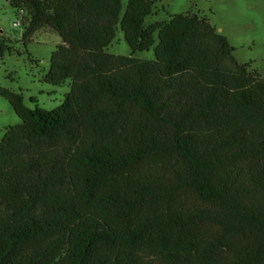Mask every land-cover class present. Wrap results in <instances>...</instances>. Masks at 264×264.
Returning a JSON list of instances; mask_svg holds the SVG:
<instances>
[{
    "label": "trees",
    "instance_id": "16d2710c",
    "mask_svg": "<svg viewBox=\"0 0 264 264\" xmlns=\"http://www.w3.org/2000/svg\"><path fill=\"white\" fill-rule=\"evenodd\" d=\"M123 1L9 0L24 48L62 40L42 81L69 93L48 111L0 90L21 121L0 141V264H264V77L206 18L146 25L155 1Z\"/></svg>",
    "mask_w": 264,
    "mask_h": 264
},
{
    "label": "rangeland",
    "instance_id": "374dc122",
    "mask_svg": "<svg viewBox=\"0 0 264 264\" xmlns=\"http://www.w3.org/2000/svg\"><path fill=\"white\" fill-rule=\"evenodd\" d=\"M151 1H155L154 11L145 20L146 25L168 21L170 16L178 14L204 17L234 48L236 62L250 63V68L264 77V0ZM125 2L126 0L123 4ZM14 20L16 12L9 0H0V34L12 47L11 53L0 56V90L21 93L28 108L32 109L37 105L41 109L52 110L60 106L64 96L69 93L68 81L60 87L42 81L49 69L51 54L62 44V40L56 33L42 29L24 48L20 43L22 28H13ZM107 52L116 56L130 54L120 31H117ZM135 57L154 60L153 50L137 53ZM20 123L9 103L0 96V141L6 127Z\"/></svg>",
    "mask_w": 264,
    "mask_h": 264
},
{
    "label": "built area",
    "instance_id": "2783aa9c",
    "mask_svg": "<svg viewBox=\"0 0 264 264\" xmlns=\"http://www.w3.org/2000/svg\"><path fill=\"white\" fill-rule=\"evenodd\" d=\"M12 27H13V28H19V27H21V20L18 19V18H16V20H14V21L12 22Z\"/></svg>",
    "mask_w": 264,
    "mask_h": 264
}]
</instances>
